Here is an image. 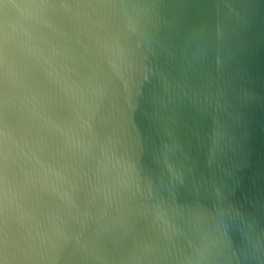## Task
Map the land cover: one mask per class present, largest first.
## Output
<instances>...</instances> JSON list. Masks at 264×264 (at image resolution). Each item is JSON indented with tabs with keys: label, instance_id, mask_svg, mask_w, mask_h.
I'll list each match as a JSON object with an SVG mask.
<instances>
[{
	"label": "water",
	"instance_id": "95a60500",
	"mask_svg": "<svg viewBox=\"0 0 264 264\" xmlns=\"http://www.w3.org/2000/svg\"><path fill=\"white\" fill-rule=\"evenodd\" d=\"M0 264H264V0H0Z\"/></svg>",
	"mask_w": 264,
	"mask_h": 264
}]
</instances>
